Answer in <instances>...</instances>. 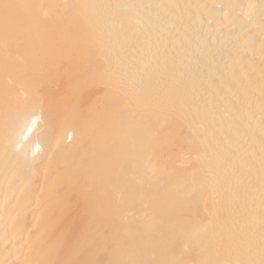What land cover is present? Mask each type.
I'll use <instances>...</instances> for the list:
<instances>
[{"label": "bare ground", "instance_id": "6f19581e", "mask_svg": "<svg viewBox=\"0 0 264 264\" xmlns=\"http://www.w3.org/2000/svg\"><path fill=\"white\" fill-rule=\"evenodd\" d=\"M0 264H264V0H0Z\"/></svg>", "mask_w": 264, "mask_h": 264}, {"label": "snow or ice", "instance_id": "6c2138e0", "mask_svg": "<svg viewBox=\"0 0 264 264\" xmlns=\"http://www.w3.org/2000/svg\"><path fill=\"white\" fill-rule=\"evenodd\" d=\"M7 7V6H6Z\"/></svg>", "mask_w": 264, "mask_h": 264}]
</instances>
